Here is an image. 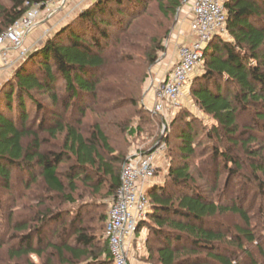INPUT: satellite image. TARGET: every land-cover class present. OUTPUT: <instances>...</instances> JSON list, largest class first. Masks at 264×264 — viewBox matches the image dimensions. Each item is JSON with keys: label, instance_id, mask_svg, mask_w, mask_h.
<instances>
[{"label": "trees", "instance_id": "16d2710c", "mask_svg": "<svg viewBox=\"0 0 264 264\" xmlns=\"http://www.w3.org/2000/svg\"><path fill=\"white\" fill-rule=\"evenodd\" d=\"M45 1L17 0L10 9H1L7 21L0 33L24 15L33 3L42 4ZM183 1L155 0L157 12L164 19H169L177 13ZM146 4L147 0H93L69 23L48 36L40 47L32 50L15 68L9 83L0 89V180L9 188L14 169L18 168L26 173L25 186L28 189H32L33 185L36 187L31 200L35 201L37 210L30 221L17 223L16 229L23 232V246L10 250L12 257L39 256L43 250L33 246L34 238L41 243L40 235L46 226L70 215L71 220L58 230L71 231L72 241L47 243L52 251L42 264H114L106 238L102 249L92 244L93 237L86 232L79 216L88 205L78 204L74 194L81 196L79 189L83 186L90 190L91 195L100 196L103 193L104 197L112 196L120 183L121 167L127 156L123 157L112 146L106 127L115 126L129 133L133 132V128L128 124L130 112L123 115L122 120L115 115L108 120L104 115L125 103L135 108L137 116L140 112L149 114L142 106L144 94L140 96L139 107V88L135 92L123 91V84L114 80L120 77L116 70L111 73L113 82L108 84L113 99L110 105L99 108L100 119L98 117L93 121L86 133L76 126L80 122L74 125L71 121L64 122L58 111H48L55 120L51 118L48 122L51 125L45 127L47 119L43 116L37 127L50 137L63 135L59 151L44 150L42 145L47 140L27 129L26 122L33 108L36 112L46 110L34 97L35 91L49 94L54 107L61 103L55 90L59 79L63 80L66 96L61 104L64 112L72 99L80 101L89 95L95 101L101 78L98 74L107 63L105 51L117 43L120 33L123 34L125 19L139 14ZM224 9L229 38L219 35L211 39L204 51L202 70L194 79L191 95L199 110L211 118V135L216 136V131L220 130L231 144L241 145L249 155L252 160L249 163L250 178L257 183L263 196V147L258 150L248 148L251 142L257 140L252 134L246 139H238L237 121L241 111L254 107L255 120L264 125V0H225ZM153 50L147 54L149 64L156 58L157 48ZM77 102L74 107L82 116L84 109L80 107L81 102ZM261 127L264 129V126ZM27 135L31 139L23 145V138ZM195 136L191 123L179 129L177 139L180 141L178 151L181 161L195 156ZM162 141L166 144L168 184L153 185L146 190L150 210L146 221L139 224L149 225L159 243L155 248V261L151 264H241L232 259L236 252H220L219 248L228 240L233 249L247 255L248 264H264L263 246H258L261 259L247 251V245L257 243V229L264 230V206H260L262 217H259L263 218V222L258 220V223L252 224L251 216L240 203L226 204L207 197L195 185L188 163L171 165L167 139ZM222 155L221 151L215 150L210 160L216 163L217 157ZM233 157L225 156L239 171L241 162ZM64 162L68 164L65 169L60 166ZM230 173L237 172L230 170ZM55 198L57 206H50L47 202ZM66 202L76 204L72 208L63 207L62 203ZM225 213L237 214L244 222L243 227H236L233 240L221 230L205 224L206 219ZM106 217V214H101L102 220L105 221ZM52 255H56L59 262H53ZM149 255L153 259L152 254Z\"/></svg>", "mask_w": 264, "mask_h": 264}, {"label": "rangeland", "instance_id": "374dc122", "mask_svg": "<svg viewBox=\"0 0 264 264\" xmlns=\"http://www.w3.org/2000/svg\"><path fill=\"white\" fill-rule=\"evenodd\" d=\"M16 1L0 0V30L6 27L5 23L7 21L1 9H10L15 5ZM91 2L93 0H68L64 7L58 8L54 12H50L54 8L53 6H50V9L47 10L43 6L35 5L38 3H33L28 11L37 8L38 14L34 19V26L25 35L24 46L31 47L32 49L35 48V45L40 47L48 36L52 35L54 31H57L63 25L69 23L81 9L89 6ZM190 4V0H184L180 9L173 17L164 19L157 12L155 0H147V4L141 9L139 14L125 19L126 28L123 34L120 33L121 37H118L117 43H114L113 47L105 51L107 63L98 74V77L101 78L98 85V97L95 101L89 95L84 96L83 100L80 101L72 99L69 108L64 112L61 104L66 100V96L64 94L62 79L58 80L55 88L61 99V103L56 107L52 106L49 94L35 91L33 93L34 97L39 100L41 106H44L46 110L42 109L36 112L33 108L29 113L30 115L26 125L27 129L35 131L40 138L47 140L42 145L43 149L59 151L63 138L62 134H58L56 137H50L42 129H38V122L43 116L47 119L45 127L47 124L51 125L48 122L52 117L48 114V111H58L64 122L71 121L73 125L77 121L80 122L79 126H76L85 133L93 121L98 120V117L100 119L101 116L98 115L100 114L99 108L110 105L109 102L113 99L108 90V84L113 82V77H111L113 71H119L120 77L114 80L115 82L120 81L119 83L123 84L121 86L123 91L130 90L135 92V89L139 88L138 106L141 107L140 96L147 94L149 92L148 86L151 83L160 82L172 67L174 53L170 50L171 35L176 26L182 25L185 23L183 20L188 19V13L185 14V11L190 10ZM49 13L52 14L49 15ZM45 31L47 33L43 36ZM41 37L44 39L41 40V44H38ZM222 37L229 38L226 34ZM154 48H157L155 52L156 58L153 63L149 64L147 63V54H151ZM202 64L203 62L201 60L194 69L190 80L183 90L180 105L177 109L168 112L166 115L140 112L137 116L135 114V108L125 103L123 106L114 109L113 112L105 114L104 118L112 120L109 117L115 115L122 120L123 115L125 116V114L130 112L128 124L132 126L133 132L129 133L127 130H122L115 126H107L106 133L111 138L110 142L112 146L123 157L138 150L146 151L157 141L166 138L168 147L167 155L169 156L171 165L178 166L183 162L188 163L194 183L200 191H203L209 198L218 199L221 203H240L246 209L249 216H251L252 224L258 223V220L259 222H263V218L261 220L259 217H262L260 214V206H264V195H260V188L250 178L249 163L252 161L251 158L248 157L249 155L243 150L241 145L231 144L227 140V136L222 134L220 130L216 131V136L211 135V118L199 110L193 101L191 89L194 84V79L202 70ZM17 66L18 64L10 71L0 72V89L9 83ZM116 83L118 84V82ZM102 99L105 101L103 100V102ZM75 102L78 104L81 102L82 106L80 107L84 109L82 116L77 113L74 107ZM254 110L255 108L251 107L239 113L237 138L246 139L249 134L254 135L257 140L251 142L248 148L258 150L262 146V152L264 153V129L261 127L264 125L263 122L260 123L255 120ZM121 120L120 122H122ZM186 123H191L196 132L194 140L196 154L195 156H190L185 161H181V155L178 151L180 141L177 139V136L179 129L183 128ZM30 139L31 136L27 135L24 137L23 145H26ZM215 150L221 151L223 155L217 157L216 163H213L210 158ZM225 156H234L235 158H233L235 160H239L241 162V169L239 171L236 170V167L232 165V161L225 158ZM60 166L65 169L68 164L64 162ZM230 170L237 173H230ZM167 172V168L158 170L152 181L153 183L151 182L149 187L168 184ZM26 177V173L23 170L16 168L14 169L12 183L9 188L4 186L0 180V264H42L50 256V252L52 251L49 249L47 243H59L64 240L71 242L73 239L70 235L71 231H65L64 229L58 230L62 224H67L71 220V216L68 215L61 219V221L51 222L43 229L40 235L42 238L41 243H38L36 238H34L32 242L33 246L43 250L39 256L29 254L17 258L10 255V250L23 246L21 242L23 232L16 229L17 223L27 222L28 219L30 221L33 213L37 210L34 207L35 201L33 202L31 200L36 187L33 185V188L31 187L32 189H28L24 184L27 179ZM154 181L158 184H154ZM212 188H215V191ZM77 194H74L76 202L84 206L88 205V207H85L79 213V216L83 220L84 229H86L88 234L92 235V244L98 249H102L105 241V221L101 219V214H108L110 197H104L103 193L100 196L91 195L90 190L83 186H80L79 189L81 196ZM47 203L50 206L56 207L58 200L55 198ZM62 204L63 207L67 208H72L73 205L70 202ZM101 204H104V207H100ZM145 221L144 219L143 222ZM205 224L206 226L221 230L224 234L232 238V240L235 236L236 227L244 226L242 219L233 213L218 214L215 217L206 219ZM144 226V229H141V225L137 228L134 239L128 245L127 260L129 264H151L155 261V248L159 243L154 239L155 237H153L150 231V226ZM257 232H259L257 243L254 242L247 245V251L251 255L261 259L258 246L264 247V230L257 229ZM138 236L140 237L139 239H137ZM219 249L224 254L236 252L235 257L232 259L237 263H249L247 255L244 252L233 249V244L229 240L226 245L223 244ZM150 253L153 259L150 257ZM52 260L53 262H59L56 255H52ZM212 264L217 263L212 262Z\"/></svg>", "mask_w": 264, "mask_h": 264}, {"label": "built area", "instance_id": "2783aa9c", "mask_svg": "<svg viewBox=\"0 0 264 264\" xmlns=\"http://www.w3.org/2000/svg\"><path fill=\"white\" fill-rule=\"evenodd\" d=\"M67 1L46 0L35 5L47 10L53 6L50 12H54L64 7ZM224 1L190 0L191 38L178 46L177 59L164 78L148 86L151 98L142 100V106L150 113L166 115L179 107L183 90L201 62L209 42L214 36L226 33ZM37 14V8L27 11L0 33V72L10 71L37 48L38 45L33 49L24 46L25 35L34 26ZM43 39L41 37L38 44ZM166 167V144L162 140L146 151L138 150L129 154L122 164L120 183L110 198L104 225L105 238L114 264H129L128 245L150 210L146 189L154 180L156 172Z\"/></svg>", "mask_w": 264, "mask_h": 264}, {"label": "crops", "instance_id": "0c3cea01", "mask_svg": "<svg viewBox=\"0 0 264 264\" xmlns=\"http://www.w3.org/2000/svg\"><path fill=\"white\" fill-rule=\"evenodd\" d=\"M186 13H188V19H184L183 20V22H185V23H183L182 25L180 24V25H178V26H176L175 27V30H174V32L172 33V35H171V39H170V41H171V47H170V50H172L173 51V53H174V56H173V59H172V64L174 63V61L177 59V48H178V46L181 44V43H183V42H186V41H189L190 40V38H191V34H190V28H189V22H190V20H191V12H190V10L189 11H185V14ZM228 35L227 34V32L226 33H224V34H222L221 36H223V35ZM207 49V48H206ZM150 99L151 98V94H150V92H148L147 94H145L144 95V98H143V100L144 99ZM165 169V168H164ZM153 183V182H152ZM154 184H158V183H156L155 181H154ZM149 188V187H148ZM147 188V189H148ZM146 189V190H147ZM111 198V197H110ZM145 228V226L144 225H142V228L141 229H144ZM139 234H140V232H139ZM140 236V235H139ZM138 236V238L137 239H139L140 237ZM139 264H141V263H139ZM143 264V263H142Z\"/></svg>", "mask_w": 264, "mask_h": 264}]
</instances>
